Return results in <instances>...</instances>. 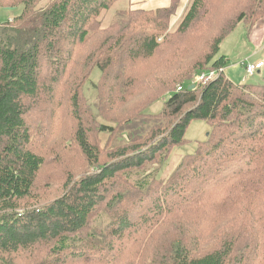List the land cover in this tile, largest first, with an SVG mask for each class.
Here are the masks:
<instances>
[{
  "label": "trees",
  "instance_id": "16d2710c",
  "mask_svg": "<svg viewBox=\"0 0 264 264\" xmlns=\"http://www.w3.org/2000/svg\"><path fill=\"white\" fill-rule=\"evenodd\" d=\"M120 1L0 0L22 6L0 22V264H264V83H235L217 57L264 0H189L174 30L179 0ZM94 70L105 123L82 106ZM207 70L219 76L191 89ZM63 102L68 138L42 132L32 106ZM195 120L211 131L160 182Z\"/></svg>",
  "mask_w": 264,
  "mask_h": 264
},
{
  "label": "rangeland",
  "instance_id": "374dc122",
  "mask_svg": "<svg viewBox=\"0 0 264 264\" xmlns=\"http://www.w3.org/2000/svg\"><path fill=\"white\" fill-rule=\"evenodd\" d=\"M16 2L17 0H13ZM41 5L46 3L48 0H41ZM124 0H121L117 7H124L125 2ZM22 10V6L19 5L15 8H2L0 7V22H6L7 20H11L13 17L18 15ZM184 8L183 5H181V8L177 15L173 17V21L171 23V28L174 30L176 28V25L178 24L179 18L183 12ZM114 11H111L108 13L105 18V24H109L111 22L112 17L114 16ZM104 16V17H105ZM255 53V54H253ZM220 55H225L228 59L227 66L225 69V74L228 78L233 80L235 83L242 84L243 82H246V84H254V83H264V67L259 70V72L255 73L253 76L247 77L245 72V66L243 64L244 61H251V62H258L263 61L264 62V20L258 22L256 26L252 29V31L249 33L246 30V27L243 24H240L237 26L229 36L224 40V42L221 45L220 51L217 55L219 57ZM50 75V74H49ZM50 76H46L47 79H49ZM101 74L98 70H94L92 73L89 81L86 84L85 87V103L82 105L83 107H86V105L90 106L94 113L96 114V118L99 122L105 123V119L98 116L96 112V100H97V88L96 84L100 80ZM190 81V80H189ZM191 82H187L188 86ZM45 98H48V95H45ZM164 102L163 99H159L156 102L152 103V106H149L145 109V112L150 114L152 112H157L162 109ZM44 105L41 104V108ZM33 109V116H38V125L37 127L42 132H48V131H55L56 136L60 135L62 133L65 134L64 137L68 138V135L70 133V120L66 118L65 112H66V106L64 105V102L61 103L58 106H55V112L51 113H44L39 110V108H36L32 106ZM70 110V107H69ZM69 114V111H68ZM70 115H72V109L70 110ZM141 125L138 127L140 128ZM131 132L133 130H130ZM211 131V126L204 121L201 120H195L191 123L189 126L187 132H186V138L188 141L184 144L175 146L172 149V152L170 153L167 161H165L161 166H159L157 178L160 182H167V179L170 175H172L175 170L177 169L178 165L180 164L183 157L187 154L193 153L196 148L198 141H203L207 138L208 133ZM127 131H124L120 134H125ZM119 134V135H120ZM109 134L108 133H100L98 134V138L100 141L101 148H104L107 146V140H108ZM126 137V136H125ZM125 137H122L120 140H117V142H124L123 140ZM124 138V139H123ZM112 140L109 142L108 145H111ZM112 144H115L112 143ZM72 158L75 160L79 159V154L77 152H74L72 154ZM79 163H83V160ZM83 163L81 165V168L85 171L86 165ZM77 170H72L70 173V177H74ZM56 184V180H49ZM62 191L58 193H54L49 195L47 198L52 199L54 196L60 194Z\"/></svg>",
  "mask_w": 264,
  "mask_h": 264
},
{
  "label": "built area",
  "instance_id": "2783aa9c",
  "mask_svg": "<svg viewBox=\"0 0 264 264\" xmlns=\"http://www.w3.org/2000/svg\"><path fill=\"white\" fill-rule=\"evenodd\" d=\"M244 66H245V72H246V76L250 77L253 76L255 73L259 72L260 69H262V67H264V62L263 61H258V62H251V61H244L243 62ZM219 72L220 70H207L204 71L202 73H199L197 75L194 76V78L191 80V84H206L209 81L217 78V76H219ZM184 86L183 85H179L177 87V91H181L183 90Z\"/></svg>",
  "mask_w": 264,
  "mask_h": 264
},
{
  "label": "crops",
  "instance_id": "0c3cea01",
  "mask_svg": "<svg viewBox=\"0 0 264 264\" xmlns=\"http://www.w3.org/2000/svg\"><path fill=\"white\" fill-rule=\"evenodd\" d=\"M171 1L172 0H131L130 5L133 9L153 10L160 7H168L171 4ZM179 1H180L179 4V10H180L181 5H183V8H185L189 0H179Z\"/></svg>",
  "mask_w": 264,
  "mask_h": 264
},
{
  "label": "water",
  "instance_id": "95a60500",
  "mask_svg": "<svg viewBox=\"0 0 264 264\" xmlns=\"http://www.w3.org/2000/svg\"><path fill=\"white\" fill-rule=\"evenodd\" d=\"M194 87H195V84H192V85L190 86L191 89L194 88Z\"/></svg>",
  "mask_w": 264,
  "mask_h": 264
}]
</instances>
